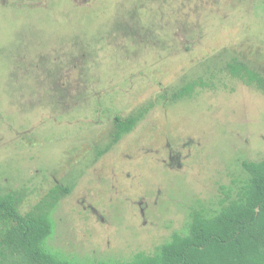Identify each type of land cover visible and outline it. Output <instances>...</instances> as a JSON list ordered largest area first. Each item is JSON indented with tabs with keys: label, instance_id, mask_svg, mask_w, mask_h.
<instances>
[{
	"label": "rangeland",
	"instance_id": "374dc122",
	"mask_svg": "<svg viewBox=\"0 0 264 264\" xmlns=\"http://www.w3.org/2000/svg\"><path fill=\"white\" fill-rule=\"evenodd\" d=\"M234 58L264 74V0H0V194L49 202L47 245L79 264L157 252L264 159ZM117 114L139 120L115 142Z\"/></svg>",
	"mask_w": 264,
	"mask_h": 264
},
{
	"label": "trees",
	"instance_id": "16d2710c",
	"mask_svg": "<svg viewBox=\"0 0 264 264\" xmlns=\"http://www.w3.org/2000/svg\"><path fill=\"white\" fill-rule=\"evenodd\" d=\"M227 69L247 85L264 91V74L241 59L228 62ZM194 86H184L175 98L193 94ZM138 120L135 114H117L113 140L118 142L130 133ZM242 165L247 178L220 208L213 213L193 212L186 233L175 232L157 252H140L120 264H264V159H244ZM20 201L15 192L0 194V264H79L47 245L54 230L49 202L23 213Z\"/></svg>",
	"mask_w": 264,
	"mask_h": 264
}]
</instances>
